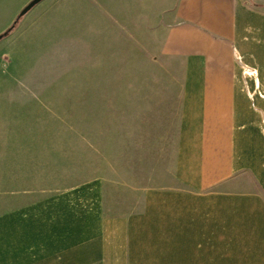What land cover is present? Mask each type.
Segmentation results:
<instances>
[{
	"label": "crops",
	"instance_id": "0c3cea01",
	"mask_svg": "<svg viewBox=\"0 0 264 264\" xmlns=\"http://www.w3.org/2000/svg\"><path fill=\"white\" fill-rule=\"evenodd\" d=\"M170 13L164 48L185 58L171 181L104 213L98 178L43 183L4 119L0 264H264V0H174Z\"/></svg>",
	"mask_w": 264,
	"mask_h": 264
},
{
	"label": "rangeland",
	"instance_id": "374dc122",
	"mask_svg": "<svg viewBox=\"0 0 264 264\" xmlns=\"http://www.w3.org/2000/svg\"><path fill=\"white\" fill-rule=\"evenodd\" d=\"M27 1L0 0V32ZM173 2L40 0L0 38V140L15 118L43 183L98 178L119 214L171 181L185 64L164 48Z\"/></svg>",
	"mask_w": 264,
	"mask_h": 264
},
{
	"label": "water",
	"instance_id": "95a60500",
	"mask_svg": "<svg viewBox=\"0 0 264 264\" xmlns=\"http://www.w3.org/2000/svg\"><path fill=\"white\" fill-rule=\"evenodd\" d=\"M40 0H28L22 7L21 9L18 11L15 19L13 20V22L3 31L0 32V38H2L4 35H6L13 27L14 23L16 22V20L23 15L24 13H26L33 5H35L37 2H39Z\"/></svg>",
	"mask_w": 264,
	"mask_h": 264
}]
</instances>
